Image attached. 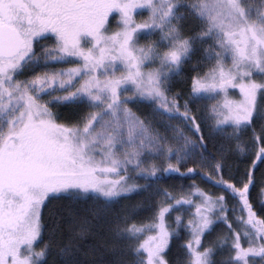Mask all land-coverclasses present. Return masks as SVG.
I'll return each instance as SVG.
<instances>
[{"label":"snow or ice","instance_id":"1","mask_svg":"<svg viewBox=\"0 0 264 264\" xmlns=\"http://www.w3.org/2000/svg\"><path fill=\"white\" fill-rule=\"evenodd\" d=\"M137 10H146L147 19L137 22ZM112 14L118 17L114 30ZM186 15L197 21L187 36ZM49 39L50 45L41 43ZM197 52L207 67L193 66L181 111L180 94L169 95L170 81ZM73 61L76 67L54 68ZM203 99L216 101L209 109L212 130L231 126L237 139L252 130L253 168L238 187L223 179L224 165L216 162L214 183L227 196L194 185L179 197L148 191L161 173L185 175L179 166L147 163L149 157H175L179 164L206 148L203 121L189 107ZM139 103L151 108L152 119L128 107ZM52 105L93 111L61 121ZM157 116L163 133L153 129ZM173 119L183 127L165 123ZM257 161H264V0H0V264H44L53 244L39 251L35 245L43 239L49 200L91 197L107 209L139 192H147L146 206L125 208L117 217L125 227L117 226L115 239L126 243L112 245V264H172L168 253L182 232L187 239L178 245L176 264H216L218 251L227 253L222 264H257V258L264 264V217L250 201ZM141 178L147 183H130ZM260 197L264 207V186ZM140 210L151 215L129 223ZM173 212L188 219L178 214L170 221ZM229 212L239 213L238 228ZM219 223L227 231L205 246ZM58 228L54 223L52 236ZM85 231L82 225L80 235ZM79 247H59L64 264H80Z\"/></svg>","mask_w":264,"mask_h":264},{"label":"trees","instance_id":"2","mask_svg":"<svg viewBox=\"0 0 264 264\" xmlns=\"http://www.w3.org/2000/svg\"><path fill=\"white\" fill-rule=\"evenodd\" d=\"M189 23H191L190 20H188L187 23H183V25L185 26V30H190V28L192 29V26L189 25ZM138 105H141L143 107L144 104L139 103ZM144 107L146 106L144 105ZM80 108H85V105H81ZM85 109L88 110L89 108ZM64 113L66 116L62 117L63 120L74 116L79 112L76 108H74L72 109L71 113L69 110L67 113ZM199 113L202 115L200 109ZM198 117L200 118V115ZM204 126L205 125L202 124L203 134L206 141V148L202 149V153L209 159H212L216 164V162L221 161L222 158L221 156H219L216 146L211 145L208 135H206L205 133ZM229 158V161H236L234 163L235 166L236 163L238 166L241 164L240 160L234 159L236 158V155L231 154ZM147 163H155L160 168L168 166L166 160L161 156L155 158L154 160L149 157ZM172 165L179 166L181 172L185 173V175H180L177 173H161L159 174V179H155L152 182V187L148 191H152L157 188L166 189L167 191L179 197L180 195L189 193L192 190V186L194 185L196 188L203 190L213 197L228 195L223 191L221 187H218L214 183L215 180L220 178V175L215 171L210 174L206 167L200 165L198 157L190 158L179 164ZM188 168H194L195 172L187 173ZM251 168H253V165ZM263 176L264 161H257L254 167L255 183L250 190V201L254 205L258 214L262 217H264V207H262L260 203V189L264 184ZM223 179L235 183L234 179H227L224 170ZM133 182L139 184L147 183V181L142 178L133 180ZM146 197L147 192L133 193L129 196V198L119 199L118 203L111 205L107 209L104 208L102 200L94 199L91 197L81 199L79 201L71 200L66 197L49 200L42 210L43 222L45 225L43 231V239L39 243H37L39 250L44 246L45 243L51 242L53 244V248L49 251L44 264H64L63 258L58 254L59 247H62L69 243L75 244L77 242H79L80 247L79 251L76 254V259L80 262V264H112V262L117 259V254L112 251V245L115 243L122 246L123 243H126L117 241L115 239V236H113V233L115 231L114 229H116L117 226L122 228L125 227L122 219L118 221L117 217H121L125 214L123 211L125 208L130 209L134 206L140 205V208L143 209L147 203ZM156 199L158 198L153 197L152 201L154 200L153 202H155ZM227 203L229 208H232L235 202L230 196H228ZM178 214H182L183 216L187 215V213L173 212L169 217V220L172 221ZM150 215L151 213L149 211L140 210L138 212V215L132 217V219L129 220V223L133 222V220L137 222L143 221ZM236 215H239V213H228L229 218H235ZM184 219L185 221L187 220L185 216ZM56 222L59 223V228L55 232V235L52 236L50 230L52 229L53 224ZM221 224L224 226L225 230H227L226 226L223 223ZM82 225L84 226L86 231L81 236L80 230ZM173 226L175 225L173 224ZM216 226L213 231L217 230ZM112 229L113 231L110 232L109 230ZM181 239L182 238L180 237V239L173 241V248L168 253V259L171 262L174 259V264H176L177 260V246L181 244ZM204 244L208 246V242H205V240ZM85 253H87V255H85ZM221 253L222 252H218V254Z\"/></svg>","mask_w":264,"mask_h":264},{"label":"rangeland","instance_id":"3","mask_svg":"<svg viewBox=\"0 0 264 264\" xmlns=\"http://www.w3.org/2000/svg\"><path fill=\"white\" fill-rule=\"evenodd\" d=\"M184 11H185L184 9H181V12H184ZM147 17H148V12L146 10H137V14H136L137 22H143L145 19H147ZM117 19H118V17L116 14H113L111 16V23L109 25L111 30L115 29ZM188 20L191 21V23H189V25H191L192 28L194 25L197 24V21H195L191 16H187V15H186V19H185V21H183V23H187ZM184 30H185V26L183 27L184 35L187 36V35L192 34L189 29L185 30L186 32ZM197 30H199V29H197ZM41 43L50 45L52 43V40H50V39L49 40H42ZM140 43L141 44L145 43V40L141 39ZM207 46H208L207 43L203 45V47H205V48ZM201 55H202L201 52L195 53L193 55L192 59H190L188 61V63L184 65L183 71L180 73V75L174 77L170 81L169 95L171 96L174 93L180 94L181 111H183L184 101L186 99H188V94H189L190 89H191V77L193 75H195V72L193 71V66L196 65L198 62H200V68H198L197 71L206 70L207 65L201 61ZM76 66H77V64L73 61V62H69V63L56 64L54 66V68L55 69H60V68L68 69V68H73ZM150 67H155V65H151ZM36 71L40 72V71H42V69L38 68ZM28 75H31V73H29ZM20 78L24 79L25 77H20ZM55 94L63 95L65 93H54V95ZM230 95L235 100L240 99V94H239L238 90H230ZM44 99L47 100L48 97H44ZM215 102L216 101H214V100L203 99V100L195 101V102L191 103L192 105L191 104L190 105H191V109L193 110V112L197 113L198 116L200 115V118L203 121V125H205L204 126L205 133H206V135H208V138H209V141L211 142V145L216 146L218 154L222 158L221 161L224 165L223 170L225 172L227 179L228 180L234 179L235 184L239 187L242 185V178L245 177V174L247 173V171L249 169H251V167L253 165L252 163H253V160L255 159V151L257 150V146L252 141V130L251 129L240 132L238 134V137H239L238 139L233 135L234 130L231 126H224L223 131L212 130V125L214 124V120L209 118V109L211 108V105L214 104ZM142 104H144L146 107H144V105L142 107L141 105H138V104H129L128 107H130L132 109V111L134 113H136V115L139 116L141 119H144L145 117L152 119L151 108L145 103H142ZM190 105H189V107H190ZM51 107L53 108L54 112H57L59 114L61 121H64L62 119V117L66 116L64 112L67 113L69 110L71 113L72 109L76 108L73 105H67V106L52 105ZM85 108L88 109L87 106H85ZM85 108H83V109L80 107L76 108L79 113H76L75 115L87 114L88 112L93 111V109L86 110ZM198 108L201 110L202 115L199 113ZM62 111H64V112H62ZM158 120H160L159 116L155 117V119L152 120L153 129L154 130L158 129L161 133H163L165 130L164 125L158 123L157 122ZM165 123L166 124L170 123L171 125L177 126V127H183L182 122L180 120H176V119H173L170 121L165 120ZM259 124H260V122L257 121V123L253 125V127H255L257 129V131L259 130ZM184 134L186 136L190 137L191 139H196V136H194L187 129L184 130ZM167 135H169V136L172 135L171 130L168 131ZM169 144L171 146H175L174 141H169ZM231 154L236 155V158H234V159L240 160L241 164L239 166L237 165V163L235 166L234 163L236 161L235 162H233L232 160H231L232 162L229 161V159H230L229 156ZM161 157H163L166 160L168 165L169 164H177V160L175 157H172L171 159H166L163 155H161ZM195 157H198V161H199L200 165H202L203 167H206L210 174H212L214 172L215 162L212 159H209L207 156H205L202 153V149H197L195 155L192 156L191 158H195ZM261 162H263V161H261ZM263 179H264V176H263ZM130 183H134V182L130 181ZM263 183H264V181H263ZM262 186H264V184ZM183 195H186V194H183ZM184 216L186 217V219H188V215H184ZM121 217H123V216H121ZM229 219L233 221V227H237V228L239 227V225L234 222L235 218L230 217ZM216 227H217V230L212 231L205 238V242H208V244L211 241L216 240L218 237L223 236L224 233L227 231V230H225L224 226L221 223L218 224ZM120 228H122V227H120ZM109 231L112 232L113 229L109 230ZM113 236H115V231L113 233ZM181 238L182 239L180 240V242L182 244L183 243L182 241L187 239V237L184 235L183 232H182ZM35 248L37 251H39L37 244H36ZM172 248H173V246L171 247V249ZM218 252H222V253L218 254ZM218 252L215 254V261H216V264H222V262L225 260V258L227 256V253L225 251H218ZM172 264H174V259L172 261ZM257 264H259V258H257Z\"/></svg>","mask_w":264,"mask_h":264}]
</instances>
